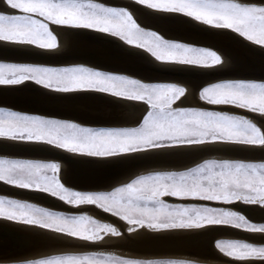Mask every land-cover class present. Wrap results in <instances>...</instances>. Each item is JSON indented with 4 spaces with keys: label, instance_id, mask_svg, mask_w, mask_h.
I'll use <instances>...</instances> for the list:
<instances>
[{
    "label": "snow or ice",
    "instance_id": "6c2138e0",
    "mask_svg": "<svg viewBox=\"0 0 264 264\" xmlns=\"http://www.w3.org/2000/svg\"><path fill=\"white\" fill-rule=\"evenodd\" d=\"M149 10L182 14L197 22L229 29L264 46V6L236 0H134ZM12 13L0 12V42L55 49L57 37L51 25L89 29L118 36L132 45L143 40L146 50L166 63L210 67L222 63L211 50L167 42L151 31H142L124 9L92 0H5ZM42 18V20L40 19ZM34 82L60 93L94 91L129 101H140L148 110L138 127L91 128L55 119L0 111V137L20 142H45L73 153L112 157L165 147L232 143L264 147V131L246 117L220 111H186L172 104L185 89L175 85H146L134 79L104 74L82 66L52 68L0 63V86ZM200 98L210 105H231L264 114V82L225 81L206 86ZM56 163L0 159V182L23 190L41 191L72 205H96L104 212L141 228L152 230L201 229L231 225L264 233V225L249 223L243 215L226 208L181 204L175 207L161 197L215 204L243 202L264 205V162L205 160L178 173L141 176L111 193H81L64 188L55 177ZM0 215L52 230L69 238L99 242L119 236L115 227L86 215L64 216L13 199L0 198ZM226 255L238 260L264 261V247L236 241L217 242ZM32 264H184L181 261H139L117 256H54Z\"/></svg>",
    "mask_w": 264,
    "mask_h": 264
},
{
    "label": "bare ground",
    "instance_id": "6f19581e",
    "mask_svg": "<svg viewBox=\"0 0 264 264\" xmlns=\"http://www.w3.org/2000/svg\"><path fill=\"white\" fill-rule=\"evenodd\" d=\"M122 1H132L134 0H122ZM94 3L102 4L104 6L116 7L107 3H104L101 0H92ZM236 2H240L243 4L248 5H255V6H262L264 5V0H236ZM139 9H130L125 8L122 6L116 7L119 9H124L133 16L134 21L138 24V27L143 31H151L161 37V39L167 42H178L183 43L189 47H197V46H205L209 48V50L213 51L217 54L222 63L219 65H214L210 67H198L193 65H182L179 63H166L157 61L153 56H151L148 52L135 47L133 45H129L121 40V38H117L110 34L101 33L95 30L89 29H75L67 26H57L51 25L49 22L50 30L53 34L57 37V47L51 51H64V49L70 48L76 44H79L81 40L86 38V34L91 33H99L104 36L113 38L115 41L121 43L122 46L116 45L114 43L107 42L106 40L94 39L89 40L88 42L84 43L81 47H79L80 53L71 52L68 55L62 56H54V58L65 60V58H72L76 57L80 61H74L68 64H46V63H36V62H11V61H1L0 63L6 64H29V65H36V66H44V67H52V68H63V67H74V66H82L94 71H101L104 74H112L117 76H122L126 79H134L137 82L150 85V84H160V85H175L178 87H183L185 89V93L182 98L179 99L180 104L188 105L191 107L203 109L206 106L218 109H235L242 112L243 115L240 117L248 118L253 124H255L258 128L264 131V116L259 115L258 113H253L246 109H241L231 105H210L206 103L204 100L200 98V91L203 87L208 84H205V80H201L199 75L189 74L186 75L187 78H178V77H170V81H160V82H149V78L151 74L157 72H163L166 70L170 71H177L181 69H187L188 71H192L193 69H222V68H235L236 63H242L240 67H246V69L251 70L252 73L236 77L234 79H227V80H235L237 81L245 79H255V80H264V48L260 47L259 45H255L246 39L238 36L236 33L231 32L227 29H217L215 27L205 25L201 22H197L192 18L186 17L182 14H171V13H163L154 10H149L144 6L139 5ZM0 12L3 13H12L10 9L6 6L5 0H0ZM159 16V17H156ZM165 17V18H164ZM155 19L157 22L151 20ZM183 18L188 19L185 20ZM193 22V23H192ZM200 25V26H197ZM217 30L216 32L221 35L218 38L227 42H213L211 45L201 44L199 42H195L200 40L201 38L195 33L203 32V27ZM202 29V30H201ZM204 33V32H203ZM181 34H186L189 39L181 38ZM195 38L193 40H191ZM114 41V42H115ZM112 42V41H111ZM246 42V43H244ZM20 47H29L40 49L38 47H33L29 45H17L8 42H0ZM250 46H248V45ZM124 45V46H123ZM42 50V49H40ZM47 50V49H45ZM49 50V49H48ZM47 50V51H48ZM50 51V50H49ZM74 53V54H73ZM26 55L31 56H38L39 54L30 52L29 50H22V49H14V48H7L0 46V56H8L14 59H30L36 57H28ZM101 66V67H99ZM250 66V67H249ZM102 67H115L119 68L123 71L120 73L107 71L102 69ZM162 69V70H161ZM173 73V72H171ZM149 77V78H148ZM225 81V80H224ZM236 81V80H235ZM221 82V81H220ZM25 83H33V82H24ZM214 83V82H213ZM35 84V83H34ZM21 85V84H20ZM37 85V84H36ZM210 85V84H209ZM40 86V85H38ZM0 87H7V86H0ZM43 89V86H40ZM51 92H56L50 89H46ZM60 93V92H57ZM76 95H69V98H55L49 95H46L36 89L28 88V89H21L20 91H0V111H10L15 112L21 115H28L39 117L41 119H55V120H65V119H56L50 118L39 114H28L26 112L16 111L11 109L12 107L23 109L24 111H34V112H47L49 114H62L66 116H73L81 121H84L88 124H83L78 121H69L71 123H75L79 126L83 127H91V128H117L122 126L133 125L138 121V117L141 116L142 113L147 111L148 107L140 104L137 101H129L123 98H116L109 94L98 93L94 91H77L71 93H63V94H74ZM78 93H96V94H78ZM102 95V96H101ZM66 97V96H65ZM8 105V106H6ZM10 106V107H9ZM231 113V112H230ZM229 113V114H230ZM248 114L249 116H247ZM239 115V114H237ZM255 116V117H254ZM257 118V119H256ZM92 124V125H91ZM94 124H106V125H94ZM124 126V127H125ZM130 127V126H128ZM12 140V139H11ZM41 144H47L44 142H37ZM49 146L55 147L61 151L66 153L81 156V157H92L86 156L80 153H73L69 152L64 149H60L54 145L47 144ZM208 146H243V147H261V146H244V145H237V144H230V143H213V144H206V145H197V146H177V147H165L160 149L154 150H146L135 152H148V151H179V150H190V149H197L201 147H208ZM264 148V147H263ZM134 153H125L120 154L112 157H94L97 159H109V158H116L126 155H131ZM158 156V155H157ZM190 156H194L193 153L188 154H169V155H160L158 157L152 156V159L160 158V159H167V160H174L180 161L185 159L186 157L190 158ZM0 159H8V160H23V161H30L33 163H56L58 164V169L54 173L57 180L60 184L69 191H79L81 193H110L112 189L107 190H92V191H85V190H78L74 189L67 184L71 183V177H79L81 179L82 185H92L87 184L91 181L101 182L98 184L99 186H107L114 182L117 179L124 178L121 180L120 184L124 185L127 184L130 178H125L124 176L134 170L140 168V165L146 166L148 161H138V165L134 162L130 161H120L119 163H107V167H111L112 169L110 172L105 173H98L97 175L93 172H89L86 170L87 166H82L80 168L70 167L66 164H63L58 161H43V160H35V159H20V158H13V157H4L0 156ZM147 159V158H146ZM207 159H218V160H231L226 159L223 157H208L203 160ZM243 161V160H240ZM252 162V161H251ZM88 165L87 163H84ZM120 169V170H119ZM182 170V169H181ZM151 171H176L171 169H153V170H146L142 171L139 174L148 173ZM1 185L10 187L14 192L15 191H26L27 193H22L25 196L32 197L33 201L20 199L18 197H14L11 195H7L6 192H12L11 190H7L5 187L0 186V198L3 199H13L22 203H27L34 205L36 207L44 208L53 213H65L68 215H86L90 219H95L97 222L102 224H108L112 227H115L117 231L120 233L119 236H107L104 240L99 242H85L78 239L69 238L65 235L58 234L52 230H47L41 228L36 225H31L25 222L14 221L9 218H4L0 216V221L8 222L14 225H19L21 227H25L29 230H21L18 227H12L9 225H3L0 223V232H4L5 234L12 236L13 238L9 241L8 239H0V264H10V263H21L28 261L38 260L40 258H45L50 255L56 254H63V253H95L108 255V256H117L125 259H133V260H148V259H172V260H195L200 261L201 263L206 261L208 264L209 262H213L215 260H209L205 256L206 255H215L216 257L220 256V254H224L220 252L217 247L213 245V242L216 238H212L211 234L200 233L205 231L208 228H213L214 226H208L201 229H169V230H152L147 227H139L138 225L135 226L136 230L133 231L132 225H129L126 221L118 218L117 216L108 213L110 216L114 217L117 222H112L101 218L93 208L99 209L103 211L100 207L96 205H80V206H72L62 202L59 198L53 197L50 194H46L41 191H34V190H23L13 186H9L3 182H0ZM79 183V182H78ZM70 185V184H69ZM117 187V186H115ZM115 189V188H114ZM21 193V192H15ZM35 193H40L42 195H35ZM34 194V195H32ZM174 203H180V201L172 200ZM49 203L54 204L56 206L59 203L68 206L73 210L82 209L85 207H89V211L78 213V212H68L61 209L59 207H52ZM240 204V203H239ZM244 204V203H243ZM206 205V204H204ZM213 207H221L226 208L230 211H234L237 214L243 215L246 220L251 221L249 214H258L264 212V205L262 208L254 207V206H232V205H221L218 204H210ZM57 208V209H56ZM104 212V211H103ZM106 213V212H105ZM255 218V217H254ZM255 222L264 223V217L262 218H255L253 219ZM233 228V227H228ZM236 229V228H233ZM240 230V229H239ZM243 231V230H241ZM248 232V231H245ZM200 233V234H199ZM254 233V232H248ZM255 234H263V233H255ZM225 240L236 241L235 237L230 236H223ZM236 239V240H235ZM62 240L74 241V242H84V243H92V244H109V243H128V250H75L62 247L58 245L57 242ZM219 240V239H218ZM242 240V239H241ZM224 241V240H223ZM242 242L246 243H253L249 241L242 240ZM57 244V245H55ZM258 244V243H257ZM260 244V243H259ZM255 245V244H253ZM262 245V244H261ZM188 252V255H165L164 252ZM143 253V254H141ZM224 256V255H223ZM210 257V256H209ZM227 257V256H226ZM31 258V259H30ZM234 260L233 257H230ZM247 259V260H238L241 262H248L251 264H264V261L259 259ZM255 260V261H254ZM209 261V262H208ZM194 262V261H193ZM197 262V263H198ZM216 262V261H215ZM218 263V262H216ZM200 264V263H199ZM222 264V263H221Z\"/></svg>",
    "mask_w": 264,
    "mask_h": 264
},
{
    "label": "water",
    "instance_id": "95a60500",
    "mask_svg": "<svg viewBox=\"0 0 264 264\" xmlns=\"http://www.w3.org/2000/svg\"><path fill=\"white\" fill-rule=\"evenodd\" d=\"M104 3L119 7H125V8H130V9H139V5L136 4L135 2L129 1L125 2L122 0H101ZM259 1V0H258ZM159 17V16H156ZM165 18V17H164ZM188 21V19L183 18ZM193 23V22H192ZM200 26V25H197ZM201 27V26H200ZM203 27V26H202ZM204 29L202 30L203 32H197L195 35H198L200 37L195 36L196 38H201L202 42L200 40L195 41L192 37L191 40L195 42H199L201 44H207L214 46L212 43L213 42H224L222 40L220 34H218L216 31L213 29H209L206 27H203ZM86 38L81 40L79 44H76L70 48L64 49V51H47V50H40V49H35V48H29V47H20V46H15V45H10V44H5V43H0V46L2 47H7V48H16V49H22V50H29L30 52H34L39 54L38 56H31V55H26L29 58L30 57H36V58H30V59H14L8 56H0L1 61H11V62H36V63H46V64H68L72 63L74 61H80L78 58L75 56L72 58H65V60L57 59L54 58V56H62V55H68L71 54V52L74 53H80L79 47H81L84 43L88 42L89 40H94V39H100L103 41H107L110 43H114L116 45H120L121 43L115 41L113 38L104 36L99 33H91V34H86ZM181 38L184 39H189L188 36L185 34L179 35ZM112 41V42H111ZM115 41V42H114ZM246 43V42H244ZM224 44H227V42H224ZM81 45V46H80ZM248 45V44H247ZM122 46V44L120 45ZM124 46V45H123ZM250 46V45H248ZM73 53V54H74ZM242 66V63H236L235 68H222V69H193L192 71H188L187 69H181L177 71H170L166 70L157 73L151 74L149 78V82H160V81H170V77H178V78H187L186 75L189 74H194V75H199L201 80H205V84L221 81V80H227V79H234L236 77H241L248 75L251 72V70L246 69V67H240ZM101 67V66H99ZM250 67V66H249ZM102 69L107 70V71H112V72H117L120 73L121 69L115 68V67H102ZM162 70V69H161ZM173 72V73H171ZM242 79V78H237L235 80ZM244 80H248L243 78ZM251 80V79H250ZM36 89L46 95H49L51 97L55 98H69L67 96L69 95H76L77 93L74 94H63V93H57V92H51L46 89L41 88L40 86L34 84V83H25L21 85H15V86H7V87H0V91H20L21 89ZM78 94H96V93H78ZM66 96V97H65ZM102 96V95H101ZM8 106V105H6ZM10 107V106H9ZM11 109H14L16 111L20 112H26L30 114H39L43 115L46 117L50 118H56V119H65V120H70V121H78L83 124H88L84 121H81L80 119H77L73 116H66L62 114H49L47 112H34V111H24L23 109H18L12 107ZM205 109L213 110V111H222V112H231L239 115H243L242 112L235 110V109H218V108H212V107H205ZM249 116L248 114H246ZM250 117V116H249ZM255 117V116H254ZM257 119V118H256ZM92 125V124H91ZM94 125H106V124H94ZM174 153H179V154H188V153H193L194 156H190V158L186 157L183 160L180 161H174V160H167V159H160V158H153L152 156H160V155H169V154H174ZM158 155V156H157ZM0 156L4 157H13V158H20V159H35V160H43V161H58L63 164H66L70 167L74 168H80L82 166H87L86 170L89 172H93L97 175H100L98 173H105L110 172L112 169L111 167H107V163H119L120 161H130L134 162L135 164L138 165V161H143L146 160L148 161L147 164H144L146 166H141L140 168L134 170L133 172L125 175V178H132L136 177L135 175H138L142 171L146 170H153V169H171V170H179V169H184L188 168L195 163L208 158V157H223L226 159H231V160H243V161H264V148L263 147H243V146H208V147H201L197 149H186V150H179V151H148V152H141V153H134L131 155H126V156H121V157H114V158H109V159H97L94 157H81V156H76L72 155L69 153H66L64 151H61L55 147L49 146L47 144H41L37 142H20L16 140H11V139H4L0 138ZM147 158V159H146ZM87 163L88 165L84 164ZM120 170V169H119ZM124 178L121 177V179H117L111 184L107 186H99L98 184H101V182L97 181H91L88 182L87 184H92V185H82L80 184L82 181L79 177H71V183L67 184L68 186L78 189V190H85V191H92V190H107L111 189L118 184H120ZM121 181V182H120ZM79 182V183H78ZM0 186L5 187L7 190L13 191L10 187L3 186L0 183ZM14 192V191H13ZM15 192H21V193H15ZM14 193L12 192H6L7 195H11L14 197H18L20 199H25V200H31L33 201L32 197L30 196H25L22 193H27L26 191H15ZM31 194V193H27ZM40 193H35V195H39ZM34 195V194H32ZM42 195V194H40ZM52 207H59L58 209L64 210V211H72V212H78V213H83L86 211H89V207H85L82 209L78 210H73L69 208L68 206L63 205L62 203L58 206L49 203ZM57 209V208H56ZM95 210V213H97L101 218L112 221V222H117L114 217L110 216L108 213H105L99 209L93 208ZM254 215H257V218H262L264 217V212L258 213V214H249L251 218L254 217ZM1 224L9 225L12 227H18L21 230H26L27 228L21 227L19 225H14L8 222H3L0 221ZM29 230V229H27ZM206 233V234H211L213 236L212 238L216 237H221V236H230V237H235L238 239H242L245 241L253 242V243H264V233L263 234H255V233H248L245 231H241L239 229H233V228H228L224 226H214L213 228H208L205 231L200 232ZM199 233V234H200ZM12 236H9L5 234L4 232H0V239H8L9 241L12 239ZM58 245H61L62 247L69 248V249H75V250H128V243H109V244H92V243H84V242H74V241H68V240H62L57 242ZM55 244V245H57ZM165 255H188L190 253L188 252H164ZM143 254V253H141ZM191 255V254H190ZM212 260L216 259L215 261L218 263L222 264H251L248 262H241L238 260L230 259V258H225L222 256H218L217 258L209 257Z\"/></svg>",
    "mask_w": 264,
    "mask_h": 264
},
{
    "label": "rangeland",
    "instance_id": "374dc122",
    "mask_svg": "<svg viewBox=\"0 0 264 264\" xmlns=\"http://www.w3.org/2000/svg\"><path fill=\"white\" fill-rule=\"evenodd\" d=\"M245 5H248V4H245ZM249 6H255V5H249ZM260 6V5H259ZM262 6H264V5H262ZM110 7V6H109ZM114 8H116V7H114ZM117 9H119V8H117ZM11 11H13V10H11L10 9V12ZM41 20H42V18H40ZM151 20H153V21H155V22H157L155 19H151ZM227 30H229V29H227ZM143 31V30H142ZM229 31H231V32H233L232 30H229ZM106 34H109V33H106ZM237 34V33H236ZM111 35V34H110ZM238 35V34H237ZM113 36V35H112ZM239 36V35H238ZM115 37H117V38H119L120 39V37H118V36H115ZM122 41H124L125 43H127L125 40H123V39H121ZM176 43H178V42H176ZM128 44V43H127ZM136 44H140V45H144V41L143 40H136L135 42H134V44H132L133 46H135ZM180 44H182V45H184L183 43H180ZM130 45V44H129ZM184 46H187V45H184ZM260 46V45H259ZM33 47H36V46H33ZM135 47H137V46H135ZM260 47H263L264 48V46H260ZM138 48H140V49H143L144 51H146V52H148L150 55H151V53L149 52V51H147L146 50V46H141V47H138ZM196 48H203V49H206V50H209V48H206L205 46H197ZM42 50H45V49H42ZM48 50V49H47ZM49 50H53V49H49ZM152 56V55H151ZM193 66H195V65H193ZM199 67V66H198ZM201 67V66H200ZM90 70V69H89ZM225 81H235V80H225ZM224 80H221V82H225ZM237 81V80H236ZM244 81H252V82H264V80H255V79H248V80H244ZM34 83V82H33ZM154 83H156V82H154ZM215 83H220V81H217V82H214V83H209L210 85H212V84H215ZM206 85V86H210V85ZM152 85H160V84H150L149 86H152ZM205 86V87H206ZM204 88V87H203ZM202 88V89H203ZM202 89H201V91H202ZM200 91V92H201ZM180 98H182V96L180 97ZM179 98V99H180ZM179 99L178 100H176V101H174L173 102V104H172V107L174 108V109H179V110H186V111H209V109H205V108H203V109H199V108H195V107H191V106H188V105H182V104H180V102H179ZM137 102H139L140 104H142V105H144V106H147L148 107V105L146 104V103H144V102H140V101H137ZM206 102V101H205ZM207 103V102H206ZM148 110V109H147ZM210 111H213V110H210ZM146 112L147 111H145L144 113H142L141 114V116H139L137 119H138V121L135 123V124H133V125H128V126H130V127H128L127 125L124 127V126H122V127H120V128H133V127H138L141 123H142V119H143V117H144V115L146 114ZM220 112H222V111H220ZM222 113H225V114H229L230 112H222ZM258 113V112H257ZM259 114V113H258ZM229 115H233V116H236V117H240V115H237V114H235V113H230ZM259 115H261V114H259ZM262 116H264V114H262ZM242 118V117H241ZM61 121H63V122H69V121H65V120H61ZM117 128H119V127H117ZM96 129V128H95ZM0 138H4V137H0ZM5 139V138H4ZM6 139H8V138H6ZM45 143V142H44ZM48 144V143H47ZM230 144H232V143H230ZM238 145V144H237ZM80 154H82V153H80ZM83 155H86V154H83ZM120 155V154H119ZM86 156H88V155H86ZM207 160H217V161H221V160H218V159H207ZM205 160H201V161H199V162H197V163H195L194 165H192V166H190V167H188V168H184V169H179V170H176V171H151V172H148V173H144V174H138V175H135L136 177H132V178H130V180H129V182L128 183H131L132 181H134V180H136V179H139L141 176H147V175H155V174H167V173H178V172H181V171H185V170H187V169H189V168H191V167H195L196 165H198L199 163H202V162H204ZM230 161H240V160H230ZM244 162H251V161H244ZM252 162H264V161H252ZM46 175H48L49 177H55V179L57 180V178H56V176L54 175V173L52 172V171H47V173H46ZM127 183V184H128ZM127 184H124V185H117V187H114L113 189H112V191H110V193L111 192H113V191H115L117 188H119V187H123V186H126ZM161 199L164 201V202H166L167 204H169L170 206H173V207H175V206H177V205H181V204H198V205H204V204H206V205H209L210 206V204L212 203V202H204V201H190V200H180V199H177V198H174V197H171V196H166V197H161ZM172 200H177V201H180V203H174V201H172ZM240 203V204H239ZM212 204H215V203H212ZM242 206V207H247V206H249V205H247V204H243V202H234V203H232V204H228V205H232V206ZM215 205H217V204H215ZM221 205H223V204H221ZM212 206V205H211ZM218 206H219V204H218ZM250 206H254V207H258L259 206V208H262L263 206L262 205H250ZM56 214H60V215H64V216H69L68 214H66L65 215V213L63 214V213H56ZM1 217H4V218H7V216H3V215H0ZM118 217V216H117ZM254 217L257 219V215H254ZM253 217V219H255ZM119 218V217H118ZM253 219H251V221H249V220H247L249 223H252V224H254V225H257V226H260V225H264V223H258V222H255ZM13 220V219H12ZM14 221H19V222H24L23 220H20V219H17V220H14ZM220 226V225H219ZM221 226H224V227H232L231 225H221ZM233 228H235V227H233ZM236 229H238V228H236ZM240 230H243V231H247V230H244V229H240ZM249 232V231H248ZM219 239V240H218ZM237 239V240H236ZM235 240H236V242H241V243H246V242H242V240L241 239H238V238H236ZM224 240V241H223ZM228 242V241H230V240H225V238H223V236H221V237H217L216 238V240L213 242V245H214V247L217 245V242ZM249 244V243H248ZM253 244H255V245H253ZM262 244V245H261ZM250 245L251 246H256V247H264V243H250ZM217 247V246H216ZM217 249L220 251V252H222V253H224V254H220V256H222V257H225V258H230V256H228V255H226L225 254V252L224 251H221L218 247H217ZM104 253H101V254H95V253H63V254H56V255H50V256H47V257H45V258H40V259H48V258H51V257H54V256H65V255H72V256H85V255H87V256H100V257H102V256H108V255H103ZM224 255V256H223ZM210 257H213V258H217L215 255H209ZM209 256L208 255H206L205 257L207 258V259H209V260H211V258H209ZM227 256V257H226ZM31 259V258H30ZM40 259H38V260H40ZM218 259V258H217ZM230 259H232V258H230ZM143 260V259H142ZM142 260H140V261H142ZM214 260H216V259H214ZM250 260V259H249ZM35 261V260H34ZM144 261H157V262H163V261H181V262H184V264H206L207 262L206 261H204V262H198V261H195V260H188V261H185V260H172V259H163V258H157V259H148V260H144ZM194 261V262H193ZM251 261H253L252 259H251ZM255 261V260H254ZM32 262L33 261H28V260H26L25 262L23 261V262H21V263H10V264H32ZM198 262V263H197ZM209 262V261H208ZM208 264H221V263H216L215 261H211V262H209Z\"/></svg>",
    "mask_w": 264,
    "mask_h": 264
}]
</instances>
